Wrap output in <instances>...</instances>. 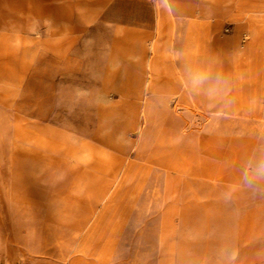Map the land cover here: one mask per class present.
I'll use <instances>...</instances> for the list:
<instances>
[{
    "label": "rangeland",
    "instance_id": "1",
    "mask_svg": "<svg viewBox=\"0 0 264 264\" xmlns=\"http://www.w3.org/2000/svg\"><path fill=\"white\" fill-rule=\"evenodd\" d=\"M257 158L264 0H0V264H264Z\"/></svg>",
    "mask_w": 264,
    "mask_h": 264
},
{
    "label": "clouds",
    "instance_id": "2",
    "mask_svg": "<svg viewBox=\"0 0 264 264\" xmlns=\"http://www.w3.org/2000/svg\"><path fill=\"white\" fill-rule=\"evenodd\" d=\"M183 71L192 93L204 96L210 103L222 101L227 96L230 77L217 66L215 59L188 62ZM258 181H264V159L260 158L247 166L244 172V183L249 187H255ZM225 255L229 261L235 258L234 252H225Z\"/></svg>",
    "mask_w": 264,
    "mask_h": 264
}]
</instances>
